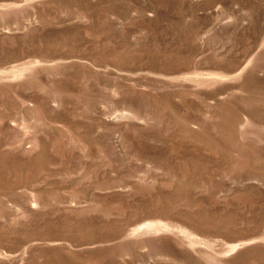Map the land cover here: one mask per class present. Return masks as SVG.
Instances as JSON below:
<instances>
[{
	"label": "rangeland",
	"instance_id": "obj_1",
	"mask_svg": "<svg viewBox=\"0 0 264 264\" xmlns=\"http://www.w3.org/2000/svg\"><path fill=\"white\" fill-rule=\"evenodd\" d=\"M0 264H264V0H0Z\"/></svg>",
	"mask_w": 264,
	"mask_h": 264
}]
</instances>
